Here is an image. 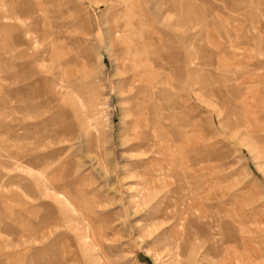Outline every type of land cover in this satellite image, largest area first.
<instances>
[{
  "label": "rangeland",
  "instance_id": "1",
  "mask_svg": "<svg viewBox=\"0 0 264 264\" xmlns=\"http://www.w3.org/2000/svg\"><path fill=\"white\" fill-rule=\"evenodd\" d=\"M0 264H264V0H0Z\"/></svg>",
  "mask_w": 264,
  "mask_h": 264
},
{
  "label": "bare ground",
  "instance_id": "2",
  "mask_svg": "<svg viewBox=\"0 0 264 264\" xmlns=\"http://www.w3.org/2000/svg\"><path fill=\"white\" fill-rule=\"evenodd\" d=\"M127 27H128V25H127ZM128 32H130V34H132L133 36L135 35L133 29L131 30V29L129 28V29H128ZM134 38H135V37H134ZM245 104H246V103H245Z\"/></svg>",
  "mask_w": 264,
  "mask_h": 264
}]
</instances>
